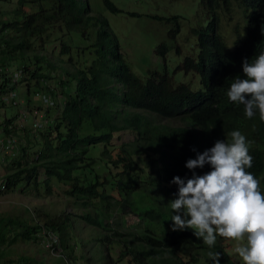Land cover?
I'll use <instances>...</instances> for the list:
<instances>
[{"label": "trees", "instance_id": "1", "mask_svg": "<svg viewBox=\"0 0 264 264\" xmlns=\"http://www.w3.org/2000/svg\"><path fill=\"white\" fill-rule=\"evenodd\" d=\"M232 1L251 10L242 30L235 27L233 49L217 32L216 13L223 9L232 18ZM102 2L109 11L122 12L112 0ZM200 2L210 16L207 26L193 30L199 53L196 57L186 56L178 67L200 76L201 86L196 89L190 83L178 81L166 66L161 71L149 69L145 77L135 73L107 18L94 15L88 0H17L19 7L13 11V17L0 21V47H6L0 50V67L11 68L12 61L23 60L22 66L14 69L21 71L17 82H26L28 95L35 86L40 96H56L47 82L52 78L46 72L50 63L39 54L28 57L39 46L45 49L44 40L49 38L51 28L59 25L62 30L78 32L84 38L95 36L88 47L93 53L90 62H76L73 47L61 40L59 55L75 70H66L59 81L65 101L52 122L44 126V114L39 118L41 126L12 130L9 124L13 118L0 121L2 137L16 138V151L5 161L6 170L0 179L6 184L2 194L18 188H35L40 183L50 192L53 180L56 185L63 184L64 192L85 207L80 218L104 231L97 240L106 246V251L110 245L120 247L116 260L107 256L109 264L124 260V264H213L209 252L221 254L220 264H244L232 258L225 246L228 240L218 237L209 248L191 229L171 231L175 212L168 203L177 198L178 192L177 185L170 183L173 177L191 178L192 171L185 167L187 160L195 159L197 152L203 153L217 140L230 141L228 134L232 131H240L250 142L253 166L247 171L260 181L259 190L264 195V122L260 121L258 111L248 119L244 105L227 97L231 84L237 78H245L243 60L247 58L252 63L264 52V0ZM28 6L35 11L27 12ZM179 32L177 22L169 36L176 39ZM172 48L173 45L162 42L156 52L166 58ZM177 51L180 52L179 47ZM65 54H69L67 59ZM7 83L11 80L7 79ZM31 103L28 98L27 106ZM174 119L180 123L169 122ZM123 131L132 132L134 137L117 145L114 137ZM35 134L40 147L31 152L38 144ZM209 171V165L195 170L198 175ZM42 174L45 178L40 181ZM118 210L124 215H136L139 223L135 227L126 225L123 215L115 218ZM111 218L116 222L109 221ZM73 221L67 212L43 224L0 216V264H36L26 256L7 258L4 248L20 239H38L44 227L56 233L64 252H73L69 243Z\"/></svg>", "mask_w": 264, "mask_h": 264}, {"label": "rangeland", "instance_id": "2", "mask_svg": "<svg viewBox=\"0 0 264 264\" xmlns=\"http://www.w3.org/2000/svg\"><path fill=\"white\" fill-rule=\"evenodd\" d=\"M112 1L122 9V12L113 13L109 11L104 7L102 0H88L94 15H102L107 18L121 52H123L125 59L135 73L145 77L149 69L161 71L166 66L178 81L190 83L194 89L201 86L199 75L194 76L193 72L187 73L185 70L178 68L186 56L196 57L198 55V41L193 30L207 26L209 22V12L201 5L200 0ZM233 3H236L235 7L232 6ZM18 7L17 0H0V21L12 18L13 11ZM26 11L31 13L35 10L32 6H28ZM231 12L233 15H230L232 18H229L227 11L223 9L216 10L219 17L217 32L223 37L228 48L233 49V40L236 37L235 27L238 26L242 30V24L247 23L251 10L239 2L232 1ZM175 16L179 17L177 21L166 20ZM177 22L180 24V32L177 34L176 39H173L169 36V32L176 27ZM50 33L49 38L44 40L45 49L39 46L35 53H28V57L32 58L35 54H39L44 56L46 62L50 63L46 67V72L52 78L47 79V82L49 87L55 91L56 96L53 97L51 93L43 94L50 98L53 103L44 102L42 96L36 93L37 88L35 86L31 87L30 95H28L26 82L18 83L19 80L16 83H5L3 84L4 87L0 89V121L13 118L12 123H18L21 110L28 111L27 108L39 109L40 113L46 114L42 122L46 126L60 114L65 95L63 86L59 84V81L65 77L66 70H75L74 65L65 62L64 58L59 55L63 42L73 47L72 54L76 62H90L93 59L92 48L88 47L95 39L94 34L90 38H84L78 32H68L65 28L62 30L59 25L51 28ZM61 40L63 41L62 44H60ZM162 42L173 45L166 58L156 52L158 45ZM54 45L58 47L57 51H54L56 48ZM177 47L180 48V52L177 51ZM2 49H6L5 45L0 47V50ZM64 56L67 59L69 54ZM22 62L21 59L12 61L11 68L8 69L17 71L15 69L21 67ZM15 84H18L14 90L17 93L16 98L20 102L17 106L8 104L1 96L10 89L13 90L11 86ZM28 98L32 100L29 107L27 106ZM32 120L33 117H29L27 121H24L25 128L33 129ZM169 122L174 125L180 123L175 119ZM34 136L38 144L32 148L31 152L40 147L37 135ZM133 137L132 132L123 131L115 135L114 143L119 145L124 141H130ZM12 151H16V141L14 145H11L9 152L6 148L1 149L0 164L1 162L4 163L0 166V176L4 175L6 170L5 161H8L10 156L13 155L11 154ZM44 178L45 175L42 174L40 181ZM52 184L50 192H47L43 183H40L35 188L25 187L24 191L18 188L11 192L0 193V216L19 218L30 224H43L48 219L63 212L71 213L74 227L69 243L73 246L74 251H71V253L70 250L64 252L60 240L56 238V233L44 227L38 239L30 241L20 239L15 244L5 247L4 252L7 258L18 259L26 256L36 264H109L107 261L109 255L116 260L119 257L120 247L110 245V249L106 251V246L97 240V237L101 236L104 231L87 224L80 218V215L86 212L85 207L81 203H75L76 201L64 192L65 186L63 184L56 185L54 180ZM119 214L124 216V223L128 226L135 227L139 223V218L136 215H124L123 212L118 210L115 213V218L119 219ZM113 218L109 221H114ZM106 222L105 219L104 224ZM225 246L234 260L243 262L234 251L235 242L228 240ZM69 254L71 258L68 257ZM124 263L125 260L118 264Z\"/></svg>", "mask_w": 264, "mask_h": 264}, {"label": "clouds", "instance_id": "3", "mask_svg": "<svg viewBox=\"0 0 264 264\" xmlns=\"http://www.w3.org/2000/svg\"><path fill=\"white\" fill-rule=\"evenodd\" d=\"M242 71L245 78L231 84L227 97L244 105L248 119L258 111L264 122V52L252 63L245 58ZM48 101L53 103L50 98ZM228 135L230 141L217 140L203 153L197 152L195 159L187 160L185 167L192 171L191 178L175 176L170 182L178 187L177 198L168 203L175 212L171 231L191 229L209 248L218 237L231 240L244 264H264V195L259 190L260 181L247 171L253 166L250 142L238 130ZM205 165L211 171L198 175L195 170ZM220 255L208 253L213 264H220Z\"/></svg>", "mask_w": 264, "mask_h": 264}, {"label": "built area", "instance_id": "4", "mask_svg": "<svg viewBox=\"0 0 264 264\" xmlns=\"http://www.w3.org/2000/svg\"><path fill=\"white\" fill-rule=\"evenodd\" d=\"M21 76V71H11L8 68H2L0 67V86H2V88L4 87L3 84L7 83V79L11 80V83H16L17 80L19 79V77ZM1 88V89H2ZM8 88L6 87V90ZM2 99L7 102L10 105H19L20 102L19 100H17V93L15 92V90H9L7 93L2 94ZM44 100L45 102H49L48 98L46 96H44ZM28 111H25V109L20 111V116L18 119V123H10L9 124V128H11L12 130L14 129V127H17L19 129H23L25 128V123L24 121L28 120L29 117H33V127H38L41 126L42 123L39 120L40 117H43V114L40 113L39 109H29L27 108ZM1 123V122H0ZM4 132L3 127L0 124V134H2ZM11 136V135H10ZM16 141V138L14 137H9L7 139L3 138L2 135H0V154H1V149L4 147L7 149V151L9 152V149L11 147V145L14 144V142ZM5 182L3 179H0V193L5 189ZM54 244V243H53Z\"/></svg>", "mask_w": 264, "mask_h": 264}]
</instances>
